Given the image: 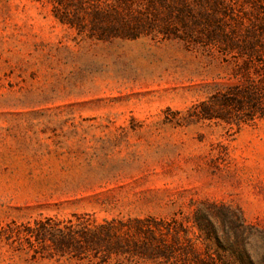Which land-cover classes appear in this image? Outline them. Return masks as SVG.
Listing matches in <instances>:
<instances>
[{
  "label": "rangeland",
  "instance_id": "1",
  "mask_svg": "<svg viewBox=\"0 0 264 264\" xmlns=\"http://www.w3.org/2000/svg\"><path fill=\"white\" fill-rule=\"evenodd\" d=\"M232 83L182 41H96L46 1L0 0V264L121 263L6 240L8 226L45 219H180L210 200L264 228V118H189Z\"/></svg>",
  "mask_w": 264,
  "mask_h": 264
},
{
  "label": "trees",
  "instance_id": "2",
  "mask_svg": "<svg viewBox=\"0 0 264 264\" xmlns=\"http://www.w3.org/2000/svg\"><path fill=\"white\" fill-rule=\"evenodd\" d=\"M55 19L96 41L154 38L182 41L231 69L233 83L193 105L194 121L239 129L264 118V0H40ZM181 218L86 216L8 226L7 241L80 260L120 264H264V228L238 207L202 200ZM260 251V253H258Z\"/></svg>",
  "mask_w": 264,
  "mask_h": 264
}]
</instances>
